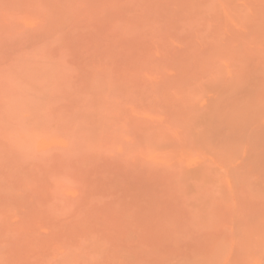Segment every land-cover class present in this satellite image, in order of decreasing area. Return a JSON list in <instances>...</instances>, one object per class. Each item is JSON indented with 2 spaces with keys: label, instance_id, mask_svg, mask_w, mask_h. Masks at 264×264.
I'll return each instance as SVG.
<instances>
[{
  "label": "rangeland",
  "instance_id": "rangeland-1",
  "mask_svg": "<svg viewBox=\"0 0 264 264\" xmlns=\"http://www.w3.org/2000/svg\"><path fill=\"white\" fill-rule=\"evenodd\" d=\"M0 264H264V0H0Z\"/></svg>",
  "mask_w": 264,
  "mask_h": 264
}]
</instances>
